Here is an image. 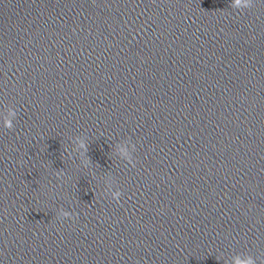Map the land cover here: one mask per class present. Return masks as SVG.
<instances>
[{
	"label": "clouds",
	"instance_id": "1",
	"mask_svg": "<svg viewBox=\"0 0 264 264\" xmlns=\"http://www.w3.org/2000/svg\"><path fill=\"white\" fill-rule=\"evenodd\" d=\"M236 3L238 4L239 3V0H236ZM233 6H235V5H233ZM8 116L9 117H14L15 116V113L10 112L8 114ZM5 127L6 128H9V129L13 127L12 122H11V119H9L8 117L5 118ZM236 264H255V262L252 260L251 257H249L246 261H241L239 258H237L236 259Z\"/></svg>",
	"mask_w": 264,
	"mask_h": 264
}]
</instances>
